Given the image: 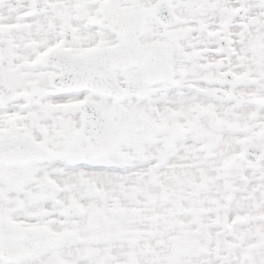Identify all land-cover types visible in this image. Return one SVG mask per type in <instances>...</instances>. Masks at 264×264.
Segmentation results:
<instances>
[{"label":"snow or ice","instance_id":"obj_1","mask_svg":"<svg viewBox=\"0 0 264 264\" xmlns=\"http://www.w3.org/2000/svg\"><path fill=\"white\" fill-rule=\"evenodd\" d=\"M0 264H264V0H0Z\"/></svg>","mask_w":264,"mask_h":264}]
</instances>
